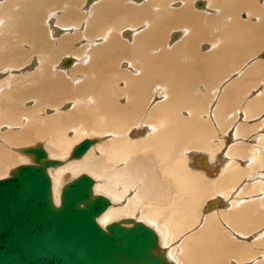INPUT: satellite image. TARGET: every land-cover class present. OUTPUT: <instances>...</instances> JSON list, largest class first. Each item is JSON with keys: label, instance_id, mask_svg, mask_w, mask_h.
I'll use <instances>...</instances> for the list:
<instances>
[{"label": "bare ground", "instance_id": "1", "mask_svg": "<svg viewBox=\"0 0 264 264\" xmlns=\"http://www.w3.org/2000/svg\"><path fill=\"white\" fill-rule=\"evenodd\" d=\"M263 52L264 0H0V177L38 141L56 204L87 173L167 264H264Z\"/></svg>", "mask_w": 264, "mask_h": 264}, {"label": "water", "instance_id": "2", "mask_svg": "<svg viewBox=\"0 0 264 264\" xmlns=\"http://www.w3.org/2000/svg\"><path fill=\"white\" fill-rule=\"evenodd\" d=\"M70 62L67 58L63 65ZM94 142L81 139L68 158H80ZM20 149L31 162L0 177V264L168 263L158 233L145 222L130 217L104 226L97 222L110 200L93 192L90 175L65 182L56 204L48 168L62 162L49 158L41 143Z\"/></svg>", "mask_w": 264, "mask_h": 264}, {"label": "rangeland", "instance_id": "3", "mask_svg": "<svg viewBox=\"0 0 264 264\" xmlns=\"http://www.w3.org/2000/svg\"><path fill=\"white\" fill-rule=\"evenodd\" d=\"M253 123H255V122H253ZM256 123H259V121H256ZM260 133H264L263 130H262V132H260ZM35 144H38V141L35 142ZM20 159H21V158H20ZM21 163H26V162H23L22 160H19L18 163L11 165L10 168L12 169L13 167H15L16 165H19V164H21ZM11 169H10V170H11ZM7 175H8V174H7ZM7 175H6V176H7Z\"/></svg>", "mask_w": 264, "mask_h": 264}]
</instances>
